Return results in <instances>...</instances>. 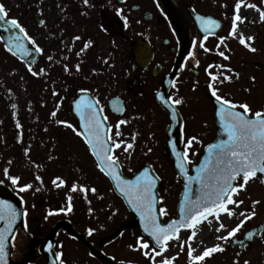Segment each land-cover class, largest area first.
I'll return each instance as SVG.
<instances>
[{
	"label": "flooded vegetation",
	"instance_id": "obj_1",
	"mask_svg": "<svg viewBox=\"0 0 264 264\" xmlns=\"http://www.w3.org/2000/svg\"><path fill=\"white\" fill-rule=\"evenodd\" d=\"M171 1L174 7L168 12L161 0H89V6L83 0H0L6 19H16L43 50L38 53L25 41L30 54L12 56L5 50L9 36L22 34L17 29L5 31L9 26L0 21V183L22 199L27 213V227L24 225L14 240V264H53L54 253H62L64 264H151L141 251L129 248L136 246L137 237L143 236L151 244L150 238L139 228L108 176L99 171L82 138L56 121L69 122L82 131L74 102L82 95L99 100L107 124L127 121L120 126L117 139L133 143V148L129 153L122 148L115 150L123 174L132 177L151 166L160 178V198L177 186L180 197L183 182L174 160L164 152L172 123L169 108L182 120L181 149L186 150V141L192 136L200 141L187 148L194 165L205 146L216 138L213 96L202 65L205 52L199 48L204 36L194 19L203 15L221 22L219 35L227 22L217 16L218 0ZM220 1L225 4L230 0ZM117 9L122 10L119 15ZM76 36L81 39L75 40ZM218 36L208 37L205 46ZM89 40L92 44L80 52ZM193 51L195 57L190 56ZM29 67L44 71L32 76ZM169 98H179L182 104L174 105ZM54 110L56 117L50 115ZM41 134L47 141H39ZM69 149L79 151L67 158L77 167L68 169L69 175L64 177L58 165L68 164L54 156ZM140 150L141 167L131 170L129 166ZM159 150L163 159L155 157ZM46 152L52 157L45 159ZM36 160L40 173L28 167ZM160 160L173 171L170 175L174 180L169 184L153 168ZM6 168L10 176L20 177L19 181H43L42 188L48 189L20 192L2 178ZM13 170L22 173L14 174ZM57 177L65 184L54 185L52 180ZM73 184L95 188L96 192H72ZM69 195L72 210L61 212L67 208ZM178 202L179 198L171 218L162 217L163 223L176 217ZM49 212L55 214L49 216ZM261 225L243 227L241 236L226 242L229 250L206 258L203 264H264V230L253 233ZM248 233L253 234L252 240ZM238 239H244V246L232 248L231 243ZM174 264H187V259H177Z\"/></svg>",
	"mask_w": 264,
	"mask_h": 264
},
{
	"label": "snow or ice",
	"instance_id": "obj_2",
	"mask_svg": "<svg viewBox=\"0 0 264 264\" xmlns=\"http://www.w3.org/2000/svg\"><path fill=\"white\" fill-rule=\"evenodd\" d=\"M242 3L243 0H236L228 36L238 39L241 45L255 52L256 49L251 46V43H246V39L251 42L253 37L248 36L245 38L238 31V23H243L245 19L239 14ZM83 4L89 6V0H83ZM244 6L256 10L259 13L260 22H264V10L257 7L255 3L245 4ZM121 11V9H117V14L119 15ZM6 17L7 12L4 6L0 4V21H4L9 26L5 31L17 29L22 35H10L8 44L5 45V50L14 57L18 54L27 56L30 53L24 42L28 41L36 52L42 53L43 50L37 46L36 41L27 33L25 28L16 19H6ZM195 19L200 29L205 33L203 39L199 42V48L204 52H210L211 50L205 46L204 41L208 39L207 34L212 32L213 29L219 28L220 24L215 19L201 15H197ZM74 39L79 40L81 37L76 36ZM225 39L227 37H220V42L216 48L217 55L224 60H228L229 56L224 51L219 50ZM91 44V40L86 41L80 52L86 51ZM80 52L77 53L78 56ZM190 56H194V53H190ZM48 59L51 60L52 57L49 56ZM208 67L212 68L213 65ZM217 67L220 66L217 65ZM68 70L67 65H65L64 71L67 72ZM76 70H80L79 64L76 65ZM228 70L231 71V69ZM28 71L32 76H38L44 70L41 69L40 72H36L29 67ZM208 75L211 80L208 87L211 89V94L215 101L219 104L216 115L220 121L223 136L226 138H221L205 146L206 154L203 156V160L192 168L194 174H189V166L193 165V161L189 157L187 148H191L193 143H200L199 139L195 136L188 138L186 150L175 153L176 168L185 183L182 199L178 204L177 217L170 219L167 223H163L161 217L168 215V209L162 206L163 198L161 197L158 201L154 193L156 181L159 177L154 178L149 174L148 170H144L135 175L134 179H126L119 172L121 161L120 157L115 154V150L122 148L124 153H129V150L133 148V143H125L123 140L117 139L121 136L120 126L126 124V120H120L115 125L107 124L108 118L102 115L103 108L100 107L99 100L82 95L80 99L74 102V111L80 118L79 128L82 131L69 122L56 121L57 124L64 125L82 138L88 151L97 161L96 166L99 171L111 178L115 183L116 189L121 192L127 199L129 206L139 215L143 232L150 238L151 244L149 240L141 236L137 237L136 246L129 245V248L141 251L142 255L151 261V264H174L178 254L165 255L170 248V242L173 241L176 242V246L181 252H184L186 248L187 264H203L206 258H211L216 253L224 252L225 248L221 244H215L210 247H204L199 253L196 252L192 245L198 235V231L201 230L200 226L202 224L207 222L211 225L215 222L214 231L216 233H226L216 235L215 239L228 242L236 236L245 221L251 220L256 215L255 205L259 201H252L251 211L247 214L244 212L239 213L243 219L234 227L229 229L222 219L232 220L236 215L235 209L239 208L244 202L234 199V197L245 189L250 180L259 179L261 183H264V109L253 112L247 103L236 104L224 98L218 94L215 84L216 82L229 81V76L225 75L223 80H219L217 74L208 72ZM81 92L85 93L86 90L82 89ZM55 94L54 92L53 95ZM160 99L164 100L163 97H160ZM165 102L167 103V101ZM171 103L178 106L182 104V100L177 98L171 100ZM12 107L15 108L16 105L13 104ZM50 115L56 117L57 112L54 110ZM172 116L175 118L176 113L173 112ZM16 127H21L19 122H17ZM113 128H115V135L112 134ZM134 139L135 137H133ZM173 148H175V145H173ZM149 151L151 150L149 149ZM25 155H28L27 149L25 150ZM192 155L194 156L196 153L193 152ZM10 163L11 161H9ZM4 175L11 181L12 185L18 184L20 177L10 176L7 168L4 169ZM36 179L40 180V177L37 176ZM52 183L60 187L65 184V181L57 177L52 180ZM194 184L197 185L195 189H193ZM31 187V184H25L19 187V191L25 192ZM71 191H79L86 194L88 191L95 193L96 189H87L73 184ZM67 200V208H61V212H71L72 196L69 195ZM54 214L53 212L48 213L49 216ZM24 215L26 216L27 213L25 212ZM17 216L18 213L12 204L7 201H0V221L4 222V227L0 229V264H8V234L12 232ZM209 217L212 219L209 220ZM88 231L91 234L92 230L89 229ZM182 231L189 232L186 240L183 241L180 236ZM247 238L252 239L253 234L248 233ZM54 256L53 264H64L62 253H54ZM158 257L159 259L157 260ZM245 264H248V262L245 261Z\"/></svg>",
	"mask_w": 264,
	"mask_h": 264
},
{
	"label": "rangeland",
	"instance_id": "obj_3",
	"mask_svg": "<svg viewBox=\"0 0 264 264\" xmlns=\"http://www.w3.org/2000/svg\"><path fill=\"white\" fill-rule=\"evenodd\" d=\"M235 3L236 0H230L229 3L225 4L218 0L216 4L217 16L220 18L224 17L226 19L227 24L224 31L216 39H214L208 44L206 43L207 48H209L211 51L205 52L202 55V65H204L207 69L208 77V72L217 74L219 76V80H223V76L225 75L229 76V81H224L223 83L216 82L215 86L218 89V94L236 104L247 103L250 106L251 110L254 112L256 110L264 109V22H260L259 13L256 10L247 8L244 5L249 3H255L257 7L261 8V10H264V0H243L242 7L239 13L241 17L245 19L243 23H238V31L240 33L241 31H243L242 35L245 38H247L248 36L253 37V40L251 42L247 41L246 39V43H251V46L256 49L255 52H252L248 48H245L243 45H241L238 39L228 36V33L231 29V20L234 13ZM220 37H227V39H225L224 41V44L220 45L219 50L224 51L225 54L229 56L228 60H224L222 57L217 55L216 46L220 42ZM254 63L260 65L261 69L254 66ZM209 65H213V67L209 68ZM217 65H219L220 67H217ZM228 69H231V71H229ZM204 76H206L205 73ZM208 82H211L210 77L208 79ZM39 141L41 143L47 141L46 136L44 138V135L41 134ZM141 151L142 150L138 152V158L133 162V165L129 166L131 170H135L141 167ZM34 152H38V150H34ZM72 152L79 153V151L71 149H69V151L60 150L59 155L54 156L55 159L62 160L64 164L69 165H58L60 174L64 175V177H67V175H69L68 169H73V167H77L73 166L71 160L67 159L69 158L68 155L72 154ZM44 155L45 159L52 157L50 153L48 154V152H46ZM155 157L163 159L162 152L160 150L157 151ZM32 159H41V157L37 156V158H35L34 156H32ZM28 167L30 171L40 173L38 160L32 161L30 164H28ZM153 168L159 173V175H162L165 178V181L168 184L170 181L174 180V177L170 175L173 173V171H171L170 166L165 161L160 160L159 163L153 165ZM12 172L14 174L22 173L16 172L15 170H13ZM2 178L7 177L2 176ZM4 181L10 186L12 185L9 179ZM43 183L46 182L19 181L17 185L12 186L19 189V187L25 184H31L32 187L30 189H48L47 186H44V188H42ZM179 193L180 186L173 188L172 191L169 190L164 192V197L162 198L163 206L164 203H166L164 207L168 209V215L166 216L167 218H171L176 209V203L179 198ZM234 199L242 200L244 203L240 205L239 208L235 209L236 215L232 218V220L222 218L223 222L228 225L229 229L231 227H234L237 223L240 222V220L243 219V217H241L239 213H249L252 209V201H259V203L255 205L256 215L251 220L245 221L240 231L236 233L235 237L241 236V231L243 227H247L249 223H251L252 226L256 224H264V183H261L259 179L250 180L249 183L246 185L245 189L241 190L239 192V195L235 196ZM211 219L212 218L210 217L209 220ZM215 227V222H213L211 225L205 222L200 226L203 235L201 238H198L197 235L192 245L197 253H199L200 248L210 247L215 244H221L225 248V251L222 253H225L227 250H229L230 247L227 245L225 246L226 242L218 241L215 239L216 235H223L226 233H216L214 231ZM188 235V231H182L180 233L181 240H186ZM185 252L186 248L184 252H181L180 249L176 246V242L173 241L170 244V248L165 255L172 256L178 254L177 259L181 260L187 259Z\"/></svg>",
	"mask_w": 264,
	"mask_h": 264
},
{
	"label": "water",
	"instance_id": "obj_4",
	"mask_svg": "<svg viewBox=\"0 0 264 264\" xmlns=\"http://www.w3.org/2000/svg\"><path fill=\"white\" fill-rule=\"evenodd\" d=\"M162 1V4L164 5V7L166 8V10L168 12H170V10L173 8L171 2L169 0H161ZM197 16V15H196ZM195 16V17H196ZM205 17V16H204ZM206 18H209V17H206ZM196 20V19H195ZM197 23V26L199 28V30L201 31V33L203 35H205V33L200 29V26L198 24V22L196 21ZM211 27V26H209ZM220 28H221V25L219 28H215L213 29L212 32H210L209 34L207 35H210V36H214L216 35L219 31H220ZM255 66H257L258 68H261L260 65H258L257 63L254 64ZM213 101H214V104H215V116H216V131H217V135H216V138L213 142H216L218 141L219 139L221 138H226L223 136V133H222V129L220 127V121L216 115L218 109H219V104L215 101V99L213 98ZM239 110V109H237ZM175 112L173 110V108H169V113H170V117L172 119V123L168 129V133H169V142L167 143L166 147H165V154L169 157H171L173 160H174V165H175V169L176 171L178 172L179 174V170L176 168V155L175 153L177 152H182L181 148H180V145H181V141H182V120L180 119V117L176 114L175 118H173L172 116V113ZM212 142V143H213ZM173 145H175V148H173ZM205 150H204V153L203 155L201 156L200 161L203 160V156L205 155ZM198 162V163H199ZM197 163V164H198ZM196 164V165H197ZM195 166V165H194ZM193 166V167H194ZM192 167V168H193ZM144 170H148L149 174L151 176H153L154 178L157 177L154 172L152 171V169L150 167H145L143 168L142 170H140L138 173H136L135 175L139 174L140 172L144 171ZM119 172L120 174L126 178V179H134L135 178V175L133 177H126L124 176V174L122 173V169L120 167L119 169ZM190 174V173H189ZM191 174H194V172L192 171ZM259 175V174H258ZM181 177V176H180ZM110 178V177H109ZM182 178V177H181ZM111 180V178H110ZM182 181H183V186H184V183L185 181L183 180L182 178ZM112 184H113V187H114V190L123 198L125 204L128 206V208L130 209V211L132 212V214H134L135 218H136V222L139 226V228L142 230L143 232V228H142V224H141V220H140V217L139 215L132 209V207L129 206L128 202H127V199L121 194V192L119 190L116 189L115 187V183L111 180ZM197 187V185H193V189H195ZM159 188H160V180L158 179L156 181V188L154 189V193L157 197V200L159 201L160 199V195H159ZM182 194H183V191L181 193V196H180V200L182 199ZM0 201H7L8 203L12 204L13 208L16 209L17 213H18V216H17V219L16 221L14 222L13 224V230L11 233L8 234L9 236V239H8V246H7V252H8V264H13V261H12V257H13V251H14V246H13V242H14V239H15V236H16V233L17 231L20 229V228H23L24 227V222H25V211H24V207H23V203H22V200L17 196L15 195L10 188L6 187L5 185L3 184H0ZM160 206V205H158ZM210 218V217H209ZM162 219V217H161ZM4 227V222L3 221H0V229H2ZM263 230V226L261 227H258V229L254 230L253 232H259L261 233ZM144 233V232H143ZM145 234V233H144ZM147 235V234H145ZM14 237V239H13ZM244 239H239V240H236L234 242L231 243V246L234 247V248H237V247H243L244 246Z\"/></svg>",
	"mask_w": 264,
	"mask_h": 264
},
{
	"label": "bare ground",
	"instance_id": "obj_5",
	"mask_svg": "<svg viewBox=\"0 0 264 264\" xmlns=\"http://www.w3.org/2000/svg\"><path fill=\"white\" fill-rule=\"evenodd\" d=\"M241 34H243V31H241ZM202 235H203L202 230L198 231V238H201ZM202 250H203V248H200V249H199V252L202 251Z\"/></svg>",
	"mask_w": 264,
	"mask_h": 264
}]
</instances>
